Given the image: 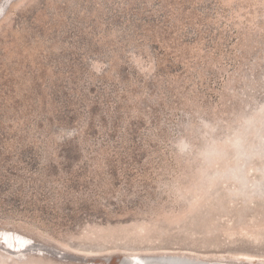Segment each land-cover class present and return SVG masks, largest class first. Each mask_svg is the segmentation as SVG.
I'll list each match as a JSON object with an SVG mask.
<instances>
[{
    "label": "rangeland",
    "instance_id": "obj_1",
    "mask_svg": "<svg viewBox=\"0 0 264 264\" xmlns=\"http://www.w3.org/2000/svg\"><path fill=\"white\" fill-rule=\"evenodd\" d=\"M124 256L264 264V0H0V264Z\"/></svg>",
    "mask_w": 264,
    "mask_h": 264
},
{
    "label": "bare ground",
    "instance_id": "obj_2",
    "mask_svg": "<svg viewBox=\"0 0 264 264\" xmlns=\"http://www.w3.org/2000/svg\"><path fill=\"white\" fill-rule=\"evenodd\" d=\"M140 261L142 264H224L207 260H190L178 256L141 257Z\"/></svg>",
    "mask_w": 264,
    "mask_h": 264
},
{
    "label": "water",
    "instance_id": "obj_3",
    "mask_svg": "<svg viewBox=\"0 0 264 264\" xmlns=\"http://www.w3.org/2000/svg\"><path fill=\"white\" fill-rule=\"evenodd\" d=\"M4 240V239H3ZM12 249V248H10ZM7 251V250H6ZM9 252V251H7ZM130 257L128 256H124L123 259L121 260V264H124V263H127V264H130V261H129Z\"/></svg>",
    "mask_w": 264,
    "mask_h": 264
}]
</instances>
